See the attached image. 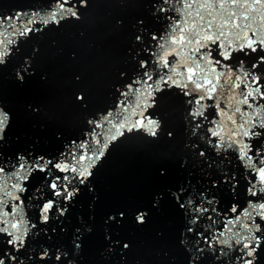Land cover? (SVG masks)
Returning <instances> with one entry per match:
<instances>
[{
    "label": "water",
    "instance_id": "obj_1",
    "mask_svg": "<svg viewBox=\"0 0 264 264\" xmlns=\"http://www.w3.org/2000/svg\"><path fill=\"white\" fill-rule=\"evenodd\" d=\"M52 5L53 0H0V18L22 14L20 20H36L33 27L40 29L26 37L17 34L18 46L7 63L0 64V110L9 116L0 140V164L6 169L15 165L17 156L64 162L85 136L91 141L88 121L124 99L120 92L139 77L140 62L151 59L153 50L160 51L152 36L163 35L170 25L166 14L159 11L161 0H87L79 8V19L45 25ZM173 5L174 0H169L164 6L171 9ZM5 28L12 32L7 24L0 26V32ZM253 28L264 35L259 21ZM244 42L233 39V46ZM245 52L233 51L229 63L235 65L240 58L247 67L258 53L246 56ZM21 71H25L23 81L17 78ZM161 87L165 90L154 92L155 105L144 112L159 122L157 135L134 129L120 136L112 129L117 140L91 169L92 175L79 185V193L71 201H61L64 215L50 214L47 223L41 221L39 207L51 198L50 189L42 179L45 173H34L36 179L29 181L22 197L24 206L15 210L17 219L23 217L28 225L25 247L16 253L20 264H239L233 259L236 252L228 249L219 256L207 249L198 255L193 252L186 231L189 216L179 207L175 194L181 187L185 196L201 199L203 193L217 209L213 220L221 214L230 218L232 205L244 208L250 199L248 162L238 159L232 149H216V139L206 131L212 125L205 120L196 129L190 120L189 98L175 87ZM81 94L87 98L86 105L76 99ZM239 100L237 95L231 101L233 110L246 107L238 104ZM220 103L224 107L223 99ZM216 111L209 107L206 115ZM234 118L239 121V114ZM134 119L129 116V126ZM220 123L227 133V116L221 117ZM108 128L111 125L103 130L105 138ZM251 143L253 148L264 145V135ZM67 159L75 163L73 157ZM12 203L9 198L8 206ZM138 210L147 213L144 224L136 222ZM120 211L125 213L123 220H108ZM197 227L211 228L212 222L202 219ZM219 227L217 222L215 228ZM7 239L0 234V252L10 251ZM78 240L80 248L75 247ZM124 243L129 245L127 249ZM45 250L48 256L41 260ZM57 252L62 262L54 260ZM256 264H264V244Z\"/></svg>",
    "mask_w": 264,
    "mask_h": 264
},
{
    "label": "snow or ice",
    "instance_id": "obj_2",
    "mask_svg": "<svg viewBox=\"0 0 264 264\" xmlns=\"http://www.w3.org/2000/svg\"><path fill=\"white\" fill-rule=\"evenodd\" d=\"M86 3L87 0H53L48 18L43 23L59 25L65 19H79V8ZM168 3L169 0H161L159 11L166 14L165 19L170 21V25L163 35L152 36L157 42L159 53L153 50L151 59L140 62L139 77L130 81L125 90L120 92L124 99H118L112 109L104 110L88 121L91 125V141L85 136L75 152L66 154L64 162L44 156L34 159L17 156L15 165L10 169L0 164V177L4 180L0 183V234L8 237L7 244L10 246V251L0 252V264H20L16 253L25 247L28 225L23 217L17 219L15 210L24 206L22 197L28 191L29 181L36 179L34 173H45L42 179L50 189L51 198L43 201L39 207L40 219L47 223L50 214L64 215L66 208L60 206L61 201H71L79 193V185L92 175L91 169L105 157L110 143L117 140L112 129L120 136L124 135V131L134 129H143L153 137L157 135L159 122L151 116L146 117L144 112L155 105L154 92L165 90L161 85L180 89L192 105L188 116L195 128H201L207 120L212 127L206 131L211 138L216 139L214 147L234 150L237 158L247 161L246 166L251 169L252 179L247 189L250 199L244 208L238 209L232 205L229 209L230 218L221 214L217 220H213L217 209L211 206V200L204 197L203 193L200 194L201 199H196L185 196L183 187L177 190L175 199L189 216L186 231L193 252L198 255L207 249L219 256L225 255L224 250L228 249L236 252L233 259L239 264H256L264 244V145L257 144L253 148L251 142L253 138L264 135V35L260 34L259 28L254 29L253 24L259 21L264 27V0H174L171 9L164 6ZM20 15L0 18V26L7 24L12 28L11 33L6 28L0 32V64L7 63V58L18 46L17 34L26 37L40 31L38 27H33L38 21L31 18L22 21ZM136 39L139 41L141 37L138 35ZM233 39L245 42L238 43V47L234 48ZM245 49L248 51L245 52ZM233 51L245 52L246 56L251 53L258 55L245 67L244 60L240 58H237L238 63L235 65L229 63ZM169 56H175L176 59L170 61ZM24 75L25 71L18 72L17 78L23 81ZM241 85L243 88L237 93L236 89L241 88ZM237 95L240 96L238 104L246 106L244 109L237 106L233 110L231 101ZM76 99L87 104L83 94L77 95ZM221 99L225 101L224 107H221ZM130 100H134V103H130ZM209 107L217 111L206 115ZM248 109L252 111L248 112ZM236 114L240 116L239 121L234 118ZM129 116L135 118L130 126ZM224 116H227V133L220 123V118ZM246 116L247 119L244 118ZM8 121V114L0 110V140L3 139ZM107 125H111V128L107 129L109 134L105 138L103 130ZM199 155L203 156L204 152L201 151ZM67 156L73 157L75 163ZM256 156L259 159H253ZM54 172L57 174L53 175ZM9 198L13 201L10 206L7 204ZM5 207L8 210H4ZM10 214L12 219H9ZM124 216L125 213L120 211L117 215H110L108 220L118 222ZM146 216L145 210H138L136 222L144 224ZM202 219L211 221L212 227H197ZM217 222L219 228H215ZM31 227L34 228L35 224H31ZM122 246L125 249L129 247L127 243ZM75 247H81L79 240ZM47 256L45 250L40 259L44 260ZM53 257L55 261L62 262L59 252L54 253ZM195 259L194 256L193 261Z\"/></svg>",
    "mask_w": 264,
    "mask_h": 264
}]
</instances>
